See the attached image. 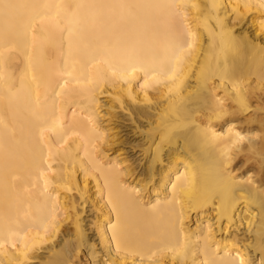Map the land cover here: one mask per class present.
Listing matches in <instances>:
<instances>
[{
    "label": "bare ground",
    "instance_id": "1",
    "mask_svg": "<svg viewBox=\"0 0 264 264\" xmlns=\"http://www.w3.org/2000/svg\"><path fill=\"white\" fill-rule=\"evenodd\" d=\"M0 264H264V0H0Z\"/></svg>",
    "mask_w": 264,
    "mask_h": 264
}]
</instances>
